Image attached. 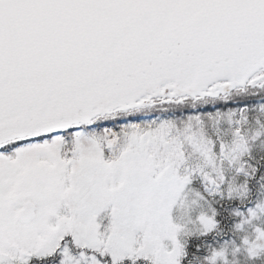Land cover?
<instances>
[{
    "label": "snow or ice",
    "instance_id": "snow-or-ice-1",
    "mask_svg": "<svg viewBox=\"0 0 264 264\" xmlns=\"http://www.w3.org/2000/svg\"><path fill=\"white\" fill-rule=\"evenodd\" d=\"M0 264H264V0H0Z\"/></svg>",
    "mask_w": 264,
    "mask_h": 264
}]
</instances>
